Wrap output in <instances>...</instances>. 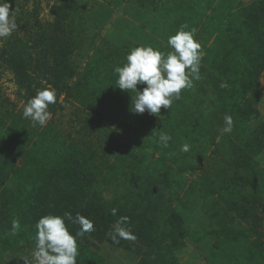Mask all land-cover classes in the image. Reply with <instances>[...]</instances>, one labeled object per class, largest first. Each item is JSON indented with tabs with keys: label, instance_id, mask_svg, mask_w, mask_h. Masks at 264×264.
<instances>
[{
	"label": "trees",
	"instance_id": "obj_1",
	"mask_svg": "<svg viewBox=\"0 0 264 264\" xmlns=\"http://www.w3.org/2000/svg\"><path fill=\"white\" fill-rule=\"evenodd\" d=\"M7 2L20 16L17 30L0 40V78L11 72L24 104L49 84L70 112L89 114L79 129L58 128L56 101L46 125L33 127L0 87V264L31 261L38 219L65 213L95 227L77 240V264H106L101 245L133 264H179L176 251L187 238L211 264H264V177L253 175L264 152V118L254 107L264 76V0H54L53 20L39 16L38 4L22 11L18 0ZM103 2L131 10L153 32L162 23V35L166 26L171 34L182 25L196 29L201 79L170 109L130 112L134 93L116 85L114 68L136 44L131 33L96 40L93 11ZM77 53L85 59L78 67L71 64ZM225 115L234 121L230 134L221 132ZM127 129L132 140L112 158L102 139ZM161 132L171 136L167 148ZM184 143L189 152L180 151ZM120 216L129 217L135 241L110 239ZM73 220L65 223L75 235Z\"/></svg>",
	"mask_w": 264,
	"mask_h": 264
},
{
	"label": "clouds",
	"instance_id": "obj_2",
	"mask_svg": "<svg viewBox=\"0 0 264 264\" xmlns=\"http://www.w3.org/2000/svg\"><path fill=\"white\" fill-rule=\"evenodd\" d=\"M15 10H10L7 0H0V40L9 37L17 30ZM196 29H188L182 25L175 34L167 38V47L170 51L164 52L151 45H141L130 48L122 66L114 68L118 79L116 85L121 90L135 93L132 97L130 112L143 114L146 111L158 115L161 108L170 109L174 100H179L184 90L192 89L194 81L201 79L200 67L203 58L201 44L195 39ZM137 85H145L142 91ZM221 87H227L222 83ZM57 101V92L51 86L38 89L23 107V117L30 119L32 126H45L51 119L49 106ZM224 127L221 132L230 134L234 121L231 115L223 117ZM171 136L161 132L158 142L165 148L169 146ZM181 152H189L190 145L180 146ZM117 209L111 214L115 216ZM73 220L71 213L64 216L48 214L41 216L35 224L34 249L31 261L23 257L25 264H77L79 256L78 238L95 230L92 220L79 213L73 222L80 225L75 235L71 234L65 219ZM128 216H120L113 224L110 239L119 243L120 239L135 241L136 236L130 227ZM21 228L18 219L11 225V234L16 235Z\"/></svg>",
	"mask_w": 264,
	"mask_h": 264
},
{
	"label": "rangeland",
	"instance_id": "obj_3",
	"mask_svg": "<svg viewBox=\"0 0 264 264\" xmlns=\"http://www.w3.org/2000/svg\"><path fill=\"white\" fill-rule=\"evenodd\" d=\"M17 4L19 5V8L22 11H26V9L29 11L32 9L33 5L38 4L41 7V12L39 16L42 19L52 18V14L50 12V5L53 3L54 0H18ZM236 2H242L247 3V0H223L224 6H234ZM13 5H16V3H13ZM15 19L17 22V17L20 16V13H17L16 6L10 7V10H15ZM123 9H126L128 13H125ZM131 10L127 8H122L121 6L116 7L107 3H100L96 6H94L93 11V19L95 21L96 27L94 29V32L98 34V37L96 40H99L103 35L110 36V39H115L112 35H115L117 33L120 34V40L124 39L126 35L130 34L134 37L129 38L131 39L136 46L141 45H149V41L151 40L150 45L154 48H159L161 51L167 52L170 51L167 47V38L169 35H172L170 31L172 30L168 26H166V33L162 35L161 33V26L162 23L157 22L154 28L155 31L153 32L150 28V25L154 27V24L147 23L143 20L137 21L132 16H130ZM134 16V14H133ZM54 18V17H53ZM52 18V20H53ZM136 18V17H135ZM51 20V21H52ZM142 21V26L140 25ZM138 22H140L138 24ZM93 28L90 27V31H92ZM112 37V38H111ZM119 37V36H118ZM199 41V40H198ZM201 42V41H199ZM82 53H86L87 49H85V46L81 49ZM76 54V53H75ZM77 55L72 57V66L78 67L85 59L81 58V56ZM75 57V58H74ZM40 83L42 85H45V81L43 78L40 79ZM49 86V84H47ZM0 87L3 95L7 98H9L11 101H13L16 104V109L18 107L23 106L24 107V100L22 98H19L16 96L17 87L13 83L12 80V74L9 71H5L3 75L0 78ZM135 96V93L130 96L129 98V105L132 106V97ZM62 100L61 98L58 99V101ZM57 101V102H58ZM59 104H62L61 107ZM57 107V108H56ZM56 114L53 116V119L55 121V125L58 126V128H71L79 129V124L83 119L89 114L87 110L81 109V111H77V113L70 112L72 105L68 101L58 102L56 105ZM254 107L258 110V115L261 119L264 118V76H261L259 78V86H258V93L254 98ZM102 127V125L100 124ZM71 135L74 134L73 130H71ZM133 132V131H132ZM131 130H123L118 131V133L115 136L108 135L104 137L102 140L104 141V144L107 146V148L112 150V158L116 155L117 152L121 150V147L124 143L129 142L132 140L131 136L133 134ZM72 137V136H71ZM69 137V140L71 139ZM64 141H68V139L64 136H62ZM130 143V142H129ZM112 161V160H109ZM254 177H264V152L260 155V163L259 167L254 171ZM262 231H264V228L262 227ZM190 239H185V246L182 247L180 250L176 251V255L178 258L179 264H211L210 262L204 260L192 247L190 244ZM103 248L104 255L108 258L106 264H133L132 261H129L126 259L122 254L119 252L113 251L109 249L106 245H101ZM216 264V263H215Z\"/></svg>",
	"mask_w": 264,
	"mask_h": 264
}]
</instances>
